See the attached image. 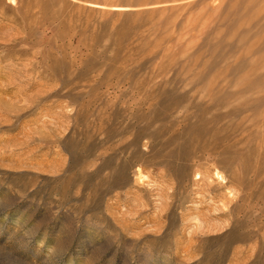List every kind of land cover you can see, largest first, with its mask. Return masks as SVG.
<instances>
[{
	"label": "rangeland",
	"instance_id": "rangeland-1",
	"mask_svg": "<svg viewBox=\"0 0 264 264\" xmlns=\"http://www.w3.org/2000/svg\"><path fill=\"white\" fill-rule=\"evenodd\" d=\"M0 264H264V0H0Z\"/></svg>",
	"mask_w": 264,
	"mask_h": 264
}]
</instances>
